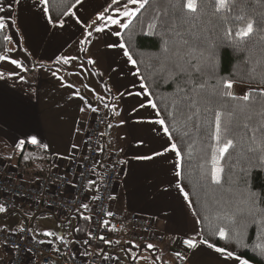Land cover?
<instances>
[{
	"label": "crops",
	"instance_id": "obj_1",
	"mask_svg": "<svg viewBox=\"0 0 264 264\" xmlns=\"http://www.w3.org/2000/svg\"><path fill=\"white\" fill-rule=\"evenodd\" d=\"M8 3L9 0H0V6L6 9ZM110 5L111 0H81L69 10L75 16L61 19L63 28L53 22L48 3L45 5L41 0H20L13 5L10 19L7 11L0 13L5 24H10L4 28L9 37L4 56L8 59L0 62V158L16 169L21 181L28 185L38 183L52 167L65 172L68 160L80 152L84 134L96 114L105 111L112 115L111 106L115 105L120 115L113 114L114 126L110 119L103 147L119 149L125 158V169L112 210L156 221L167 242L152 249L137 248L118 237L102 245V254H112L113 249L127 246L137 252L132 260L129 257L130 264H239L238 260L226 258L205 244L194 249L185 245V240L203 239L198 218L177 187L181 185V176L177 177L173 171L175 154L168 152L152 160L138 158L153 155L155 150L163 151L167 137L158 131L159 125L147 123L156 118L155 110L132 111L137 99L147 98L130 97L126 92L140 91L144 82L132 74L135 69L127 62L124 50L108 46L117 40L124 43V29L120 30V37L111 35V29L93 32L87 37L91 43H81L91 28L76 23L78 17L91 25ZM64 58H70V63L64 64ZM11 60L18 61L21 67ZM89 60L94 63H88ZM88 105L97 111H81ZM32 136L49 147L27 143L21 151L15 146L18 140ZM176 170L181 172V167L177 166ZM96 188L97 185L91 186L92 200ZM28 213V207L9 212L23 220L22 227L9 231L21 230Z\"/></svg>",
	"mask_w": 264,
	"mask_h": 264
},
{
	"label": "snow or ice",
	"instance_id": "obj_2",
	"mask_svg": "<svg viewBox=\"0 0 264 264\" xmlns=\"http://www.w3.org/2000/svg\"><path fill=\"white\" fill-rule=\"evenodd\" d=\"M20 0H9L7 9L0 6V13L7 11V18L10 19L11 11L14 4ZM43 4H47L48 0H41ZM81 0H77L80 3ZM241 0H111V4L115 7L105 9L104 13L98 14L95 21L91 25L81 21L78 17L76 23H84L86 29L91 28L81 43H91L87 37H91L93 32L102 33L111 29V35L120 37L121 29L131 31V27L136 25L140 27L142 35L158 38L163 46L165 53H172L174 59L170 63L162 64L158 71H168L171 74L172 81L177 85V96L171 105V111L167 116H162L161 110L154 99L152 93L148 91L146 83L140 84V91H127L130 97L147 99H137L136 106L132 111L139 109L151 108L154 111L155 119L147 121L153 125H159L158 131H162L167 137V142L163 147V151L155 150L153 155H143L138 158L152 160L156 156H164L168 152L175 154L176 164L173 171L177 177L181 176V172L176 170L177 166L182 167L183 150L178 146L176 137L173 134L172 126L179 121H183V126L188 129L184 132V136H188L190 131H195L207 138L208 151L204 157V164L199 165L201 170V189L222 188L228 177L233 175L236 163L240 158L247 157L252 168L264 167V157L257 155L258 149L255 147L260 144V152H264V118L253 122L252 116L245 112V109L251 107L253 103V94L258 92L260 96H264V88L252 89L237 96L233 92L234 81L219 80L208 88L207 82L197 84L194 77L203 70L200 62L201 58L206 61V66L213 67L216 58V51L220 44H227L229 47L247 44L253 36H259L257 43L264 44V16L259 19L249 18L244 14L243 8L237 13L235 9L239 6ZM246 2V0H245ZM47 9H45L46 11ZM147 13L144 21L139 17ZM65 16H75L74 12L66 11ZM214 17L217 24L214 28H209L203 32L199 31L197 22L206 18ZM49 22L51 18L49 17ZM59 27H64V21H56ZM220 25L223 27V35L216 34V28ZM10 27L5 24V17L0 16V30ZM194 29H196L194 31ZM198 42L202 50L197 54L195 48ZM109 47L123 49V55L127 58V62L133 65L135 71L133 75L137 76L141 81L145 79L141 75L138 68V61L134 59L128 48L119 40L108 45ZM8 59L0 57V60ZM59 62V61H58ZM64 64L70 63V58H64ZM12 64L21 67L18 61L11 60ZM88 63H94L89 60ZM59 71V70H57ZM209 76L213 77L214 72H209ZM62 79V78H61ZM71 87V85H68ZM207 95H204V93ZM121 93L120 95H124ZM84 99V97H80ZM238 100L241 103L229 105L228 100ZM109 107V105H105ZM114 115H120L116 111L115 105H112ZM90 109L96 112L95 107L90 105L81 108V111ZM260 115L264 117V105H261ZM145 121H138L144 123ZM30 143L47 149L49 146L44 145L36 136H32L25 140H18L16 147L23 151L25 144ZM140 145L144 144L141 140ZM244 175L240 178L243 180L245 196L248 200L255 203L257 200L264 202V197L258 194L249 185L251 179V171L248 168L242 169ZM93 183L92 181L89 182ZM179 192L184 199L189 201V193L184 187L177 185ZM82 209L87 210V204H81ZM222 216L229 223H235L234 215L229 214L225 205H221ZM6 209L0 206V213ZM111 215V213H109ZM90 217H86L88 219ZM202 231V230H201ZM217 234L221 239H227L228 229L224 226L217 228ZM45 236L55 237L54 233H44ZM236 235L239 237L240 233ZM63 239V238H61ZM110 243V241H109ZM189 249H194L198 244H205L208 248L214 249L217 253L226 255V258H234L239 264H248L247 260L236 256L232 251L217 247L208 240L188 239L184 241ZM18 247V246H17ZM147 248L152 249L154 245L148 244Z\"/></svg>",
	"mask_w": 264,
	"mask_h": 264
},
{
	"label": "trees",
	"instance_id": "obj_3",
	"mask_svg": "<svg viewBox=\"0 0 264 264\" xmlns=\"http://www.w3.org/2000/svg\"><path fill=\"white\" fill-rule=\"evenodd\" d=\"M76 3L77 0H48V8L53 22L60 21L65 16L64 13ZM111 7L115 6L110 5L108 9ZM241 8L249 18L259 19L264 16V0H246V2L241 0L235 11L239 13ZM146 16L147 13L139 19L144 21ZM216 24L214 17H206L197 22L201 32L214 28ZM223 27L225 26L220 25L215 29L217 35H223ZM122 40L134 59L138 61L139 71L145 77L143 82L148 85L147 90L153 94L152 99L158 104L162 116H167L177 96V85L172 81L168 71H158V69L162 64L170 63L174 59L173 54L163 51V46L158 38L142 35L140 27L135 22L131 31L124 30ZM258 40L259 36H253L244 45L229 47L227 44H220L212 68L207 67L206 61L201 58L203 70L196 74L195 82L197 84L207 82L210 89L211 85L219 80L231 79L234 84L264 88V44L257 43ZM195 43L197 44L195 52L199 54L202 48L198 42ZM8 45V33L4 29L0 30V57L5 56ZM209 72H214V76L210 77ZM97 77L106 86L99 74ZM204 95L207 93L205 92ZM238 103L241 102L228 100L229 105ZM261 105H264V96L254 92L251 107L245 109V112L252 116L253 122L264 118L260 115ZM112 117L113 114L109 120ZM172 131L184 155L181 167V186L189 193L190 205L198 218L200 231L202 230V239L208 240L217 247L232 251L236 256L251 264H264V202L257 200L252 203L248 200L243 191V180L240 179L244 175L241 170L250 169L249 185L259 197H264V167L252 168L247 157L240 158L238 163L234 159L233 163H236V168L233 175L226 179L222 188L201 189L202 180L199 165L204 164V157L210 151L209 142L206 137L197 134L194 130L190 131L188 136H184V132L188 129L183 126L182 120L172 126ZM255 147L258 149L257 155L264 157V152L259 151L260 144L257 143ZM222 204L228 209L229 214L234 215L235 223H229L223 218ZM77 217L78 222L73 230V242L82 244L88 251L91 246L90 223L84 215H77ZM219 226L228 229L227 239H221L218 236L217 228ZM237 232L240 233L239 237L236 235ZM127 245L133 247L129 243Z\"/></svg>",
	"mask_w": 264,
	"mask_h": 264
},
{
	"label": "built area",
	"instance_id": "obj_4",
	"mask_svg": "<svg viewBox=\"0 0 264 264\" xmlns=\"http://www.w3.org/2000/svg\"><path fill=\"white\" fill-rule=\"evenodd\" d=\"M109 123L107 112L97 113L84 134L80 152L68 160L66 171L52 167L33 185L22 182L18 171L0 158V205L7 212L28 207L32 215L25 218L21 230L0 231V264H119L114 255L102 254L100 245L118 237L133 247L167 242L156 221L112 210L125 158L119 149L103 147ZM93 184L97 188L92 200ZM82 203L88 205L87 210L80 207ZM44 212L90 217L89 250L64 238L44 241L35 236L34 219Z\"/></svg>",
	"mask_w": 264,
	"mask_h": 264
},
{
	"label": "rangeland",
	"instance_id": "obj_5",
	"mask_svg": "<svg viewBox=\"0 0 264 264\" xmlns=\"http://www.w3.org/2000/svg\"><path fill=\"white\" fill-rule=\"evenodd\" d=\"M249 88L252 87L234 84L233 92L234 94L239 96L242 95L244 92H247ZM252 89H259V88H252ZM107 115L110 118L111 112H107ZM113 120L114 119L111 118L112 125L114 124ZM109 139H111V136L109 137ZM109 139L106 140L107 143H109ZM28 216L31 217L32 215L28 213ZM77 222H78V217L76 215L64 216L61 214L44 212L35 217L33 230L34 233L37 235V237L38 236L41 237L42 240L44 241L64 238L70 242H73L72 231L76 227ZM22 224H23V220L18 214H14L11 216L7 211L0 213V231L3 232V231L15 230L20 226L22 227ZM47 232L54 233L55 237L45 236L44 233ZM111 253L115 257L120 258L123 264H130V258L132 260V258H134L137 255L135 249L128 248L127 246L125 247L121 246L119 248L113 249Z\"/></svg>",
	"mask_w": 264,
	"mask_h": 264
},
{
	"label": "water",
	"instance_id": "obj_6",
	"mask_svg": "<svg viewBox=\"0 0 264 264\" xmlns=\"http://www.w3.org/2000/svg\"><path fill=\"white\" fill-rule=\"evenodd\" d=\"M109 130H110V126H107V127H106V131H105V135H106V136H108V134H109Z\"/></svg>",
	"mask_w": 264,
	"mask_h": 264
}]
</instances>
